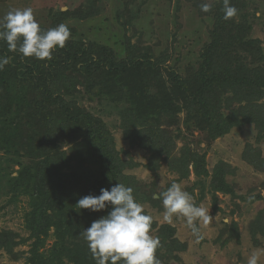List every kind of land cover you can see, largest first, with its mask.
<instances>
[{
  "label": "rangeland",
  "instance_id": "obj_1",
  "mask_svg": "<svg viewBox=\"0 0 264 264\" xmlns=\"http://www.w3.org/2000/svg\"><path fill=\"white\" fill-rule=\"evenodd\" d=\"M211 1L214 0H0V20L11 9L31 8L41 29L47 30L63 23L71 32L66 42L83 40L103 45L110 51L109 55L113 52L112 57L116 61L149 58L165 81L166 69L183 77L190 68L198 66L199 55L208 41V31L213 27L212 16L202 12L200 5ZM91 4L98 12L86 19L68 18L56 22L51 17L58 11L80 13ZM244 13L252 25L250 36L259 40L264 53V0H247ZM28 58L40 61L35 57ZM89 61L85 56L73 69L67 64L58 68L64 74L59 75L62 73L59 71L54 84H49L52 98L76 104L104 123L112 137L115 161L123 163L112 186L119 182L131 187L136 201L143 205L146 214L152 216L151 235L160 241L155 253L156 256L161 255L160 264H247L253 251L264 250V169L255 167L256 162L264 158V141H257L255 125L247 123L233 127L222 136L208 140L204 132L192 126L186 127L185 113L180 111L173 119L167 115L161 118L159 128L164 136L146 147L138 140L137 134L123 127L127 122L123 116L127 105L116 92L117 85H113L111 80L114 101L106 97V93H98L101 89L98 81L106 74V68L97 69L94 65L85 68ZM55 73L54 70L52 74ZM154 85L156 81L152 80L151 92ZM28 94L27 91L24 93L25 96ZM225 94L231 96V92ZM29 99L31 96L26 103L12 101L7 106L9 100L0 93V121L12 120L20 125L23 146L18 147L21 155L18 159L25 164L39 157L36 134L47 130V127L35 126L33 118L28 121L23 117L29 109ZM258 102L264 108V95ZM45 105L47 110L58 107L57 104ZM223 111L229 112L225 107ZM50 127L55 135L53 140L70 158L71 169L77 170L75 156L82 149V138L74 137L70 132H60V127ZM133 130L142 129L136 126ZM26 143H31V155L27 153ZM187 150L205 154L206 176H197L191 162L184 166ZM4 157L0 150V232L8 233L14 245L9 250L0 247V264H29L27 257L33 238L29 237L30 231L24 224V214L29 209L28 199L21 194L14 197L9 191L6 175L15 176L18 165L12 159L6 168L5 162L2 163ZM82 163L96 171L93 162ZM218 166H222L224 179L233 193L211 188V177ZM62 171L67 173L71 170L65 168ZM94 176L93 173L91 178ZM67 181L74 189L75 183ZM200 181L204 188H201ZM173 182L190 193L197 206L209 209L211 221L207 225L197 222L203 239L197 240L184 217L174 216L172 223L164 221L162 202L153 196H158ZM76 186L80 188L79 184ZM101 211L108 212V208ZM93 216L91 213L88 219L90 224L99 219L98 212L94 219ZM53 241L52 236H47V247ZM259 264H264V255H261Z\"/></svg>",
  "mask_w": 264,
  "mask_h": 264
},
{
  "label": "trees",
  "instance_id": "obj_2",
  "mask_svg": "<svg viewBox=\"0 0 264 264\" xmlns=\"http://www.w3.org/2000/svg\"><path fill=\"white\" fill-rule=\"evenodd\" d=\"M230 3L238 12L226 20L223 0L211 1L212 9L208 13L213 18V27L208 31V41L199 55L198 66L190 68L183 77L166 69L165 81L149 58L116 61L112 57L113 52L109 55L107 48L92 41L66 42L63 48L54 49L52 59L40 61H32L18 52L9 51L6 42L0 41V57L9 58L8 65L0 71V93L9 100L7 106L12 101L26 103L31 96L29 109L23 117L28 121L33 118L37 127H47L41 134H36L39 157L25 164L18 159L21 156L18 147L23 146L20 125L12 120L0 121V150L5 154L2 163L4 161L8 168L15 159L13 163L18 165L15 176L6 175V184L14 197L21 194L28 199L29 209L24 214V224L33 242L27 263L96 264L81 232L91 226L88 219L91 213L94 219L97 212L80 210L76 204L84 196H98L102 188L110 190L123 167L122 162L115 161L112 137L101 120L76 104L53 100L49 84L54 82L59 71L62 72L59 75L63 76V70L58 69L63 64L73 69L87 56L90 61L85 63V68L93 65L97 69L106 68L105 75L101 77L102 74H99L101 89L98 93L104 92L114 101L111 80L113 85H117L116 92L127 105L123 113L127 122L123 127L137 134L138 140L146 147L159 142L164 136L159 128L161 118L167 115L173 119L180 111L185 113L186 127L192 126L204 132L208 140L222 136L233 127L253 123L257 129V141H264V108L258 102L264 95V53L259 40L250 36L252 25L244 13L247 0H230ZM97 12L91 4L80 13L58 11L51 17L61 22L68 18L86 19ZM92 56H97L96 60ZM54 70L56 73L52 74ZM152 80L156 81V85L151 92ZM26 91L29 94L25 96ZM228 92L231 96L225 94ZM45 103L51 106L57 104L58 107L47 110ZM224 107L229 112L225 113ZM51 125L60 127V132H70L74 137L82 138V149L75 156L77 170L71 169L70 158L53 140L55 135ZM136 126L142 130H133ZM71 134L69 136L72 137ZM26 146L27 153L31 155V143H26ZM256 154L259 155L258 152ZM184 155V166L191 162L197 176L207 175L205 154L187 150ZM83 161L93 162L96 171L84 166ZM259 161L255 167L263 170L264 158ZM65 168L71 171L65 173L62 171ZM221 168L218 166L214 171L210 186L215 191L233 193ZM93 173L95 176L91 178ZM67 180L75 183L74 189ZM78 184L80 188L76 186ZM110 210L108 207V212ZM108 212L99 211V218ZM47 236L54 239L48 247ZM13 245L8 233L0 232V247L9 250ZM156 258L160 260L161 255L157 254ZM117 264H123V261Z\"/></svg>",
  "mask_w": 264,
  "mask_h": 264
},
{
  "label": "clouds",
  "instance_id": "obj_3",
  "mask_svg": "<svg viewBox=\"0 0 264 264\" xmlns=\"http://www.w3.org/2000/svg\"><path fill=\"white\" fill-rule=\"evenodd\" d=\"M200 8L207 13L211 11L212 4L202 3ZM223 12L227 20L236 16L238 9L230 0H223ZM70 35V28L63 23L47 30L41 29L31 8L11 9L0 20V41L6 42L9 51L18 52L23 57L50 60L54 49L63 48ZM8 63V57H0V71ZM153 198L162 202L164 221L172 223L174 216L184 217L197 240L203 239L197 222L207 225L212 219L210 211L197 206L191 194L179 183L173 182ZM76 207L93 212L111 208L107 215L94 220L81 232L96 264H117L118 261H123V264H160L155 255L160 241L151 235L153 218L136 201L131 187L118 182L110 190L102 188L98 196L80 198ZM261 255H264V250L253 251L247 264H259Z\"/></svg>",
  "mask_w": 264,
  "mask_h": 264
}]
</instances>
